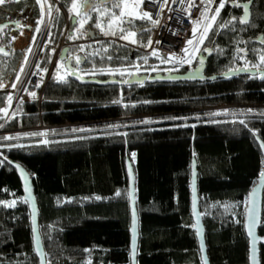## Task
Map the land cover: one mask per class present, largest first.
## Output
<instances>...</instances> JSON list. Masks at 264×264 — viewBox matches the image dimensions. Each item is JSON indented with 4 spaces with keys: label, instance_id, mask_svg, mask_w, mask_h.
I'll return each instance as SVG.
<instances>
[{
    "label": "trees",
    "instance_id": "16d2710c",
    "mask_svg": "<svg viewBox=\"0 0 264 264\" xmlns=\"http://www.w3.org/2000/svg\"><path fill=\"white\" fill-rule=\"evenodd\" d=\"M59 2L68 21L59 10L49 46L36 65L37 71L47 69L43 71L47 80L27 84L12 119L6 120L0 112V137H19L0 140L4 147L0 202L16 201L15 207L0 203V264H39L22 185L9 161L25 168L33 181L47 264H130L127 159L136 174L138 264H202L191 212L193 159L211 264H249L245 217L249 193L264 167L256 141L259 137L264 142V115H260L264 113V79L241 75L195 83L97 86L67 77L61 82L57 49L62 43L71 55L80 57V69L134 65L146 61L147 55L139 49L146 48L140 43H146L149 33L142 31L150 24L133 19L138 41L133 44L120 39V24L108 29L113 12L99 9L100 16L90 18L75 33L79 38L69 39L79 26L72 23L74 0ZM237 4H250L248 24L239 22L243 8ZM21 13L23 19H30L28 11ZM232 17L236 20L230 22ZM129 19L121 26L125 28ZM25 20H18L19 32L10 27L0 36V46L11 54L8 63H17L29 44L22 46L32 30L23 27ZM112 31L116 34L105 35ZM98 34L100 41L95 40ZM259 35H264V0H229L201 46L202 52L212 50L205 75L253 68L245 61L258 59L264 48L253 45L244 50L248 59L238 50ZM197 66L198 62L193 63L192 69ZM3 84L0 91L10 83ZM32 91L35 98L29 95ZM9 94L0 92V108L9 107ZM45 139L48 144L42 143ZM15 144L24 147H10ZM117 192L121 195L116 196ZM259 235L264 237V195ZM260 259L264 264V246Z\"/></svg>",
    "mask_w": 264,
    "mask_h": 264
},
{
    "label": "water",
    "instance_id": "95a60500",
    "mask_svg": "<svg viewBox=\"0 0 264 264\" xmlns=\"http://www.w3.org/2000/svg\"><path fill=\"white\" fill-rule=\"evenodd\" d=\"M112 2H118V0H102L101 2L95 4L90 3L88 0L85 1L83 4V11L82 13L86 12L89 14L94 8L96 7H103L105 5H108ZM249 8V18H250V4H247ZM244 14V11H243ZM243 16V15H242ZM73 26L77 23V17H73L72 19ZM7 24L8 27L4 28L3 26ZM12 27L15 32H19L21 30V22L20 21H13V20H4L0 22V36L3 32H5L8 28ZM152 31V27H148ZM30 30V29H29ZM150 31V32H151ZM146 31H142V33H150ZM90 36V35H89ZM92 38L94 36L91 35ZM256 43L264 45L263 42V36H259L256 40ZM0 48H3L5 51L9 52L5 47L0 46ZM69 48H65L61 51L60 59L61 61H66V67L67 69L72 70V74H70V78L73 80H76L77 82L81 84H92L97 86H113V85H142L146 82L148 83H176V82H189V83H195V82H203L207 80H215L217 78H232L237 77L241 75H245L244 71L245 69H240L239 71L235 72H229L227 75L222 76H213V77H207L205 75V69H206V62L208 57H206V60L203 65H200L198 63V66L193 71H187L185 73H164L163 75L157 74L156 77H148L147 75H133L130 79H122V78H113L110 77L106 80H101L97 77H83L78 75L77 72L71 67V59H67ZM0 57L2 58H10L11 54L9 53L8 56H4L3 54H0ZM256 76L261 77L264 75V71H254ZM73 75V76H72ZM139 80L141 83H136V81ZM124 81H129L130 83H125ZM256 141L260 147L261 143H264L259 137ZM261 152L264 158V148H261ZM10 165L13 169L16 170L17 175L19 177V180L22 185V190L24 194V200L29 197V191L31 192V199H28L26 204L29 210L30 214V222H31V230H32V236H33V247L35 254L39 260V264H47V259L44 258L46 255L45 248L43 245L41 233H40V226H39V211H38V203L35 196V190L33 181L28 173V171L23 168L21 165L15 162H11ZM17 165L19 167H17ZM126 168H127V175L129 180V186H128V194H129V204H130V264H138V255H139V240H140V218L137 208V190H136V174L134 171V167L130 159L126 160ZM21 169L23 170V173L26 175H23L21 173ZM264 171V167H263ZM193 173H195V177L193 176ZM190 189H191V212L194 222V231L196 233V237L199 244V250H200V256L202 260V264H205V260L207 261V264H211L210 258L208 255V249L206 244V236H205V226L203 223L202 214L200 211L199 206V194H198V171H197V162L195 159L192 160V166H191V183H190ZM253 189H255V197H254V203L252 201V192ZM252 191L249 193L248 201H247V208H246V217H245V231L246 236L248 238L249 243V264H253V255H255V264H261L260 259V252H261V246H264V237H261L259 235V228L261 226L262 222V210H263V195H264V184L261 183V177L257 179V184L254 186ZM133 201L134 206L136 209V236H135V255H133V232H132V207H133ZM253 212L254 219L249 220V212ZM35 215V224H33V216ZM197 217H199V224L197 225ZM249 225H251V232L252 235L250 236L248 234L249 232ZM197 227L200 228V232H197ZM35 229V230H34ZM37 235L39 237V242H37ZM201 242H203V249L201 248Z\"/></svg>",
    "mask_w": 264,
    "mask_h": 264
},
{
    "label": "snow or ice",
    "instance_id": "6c2138e0",
    "mask_svg": "<svg viewBox=\"0 0 264 264\" xmlns=\"http://www.w3.org/2000/svg\"><path fill=\"white\" fill-rule=\"evenodd\" d=\"M6 2H11V0H0V6L5 5ZM36 2H37V4L40 5L41 16H43V14H44L45 4H47L49 15L51 14V12H52V10L54 8V5L48 4L47 0H43V2H42V0H36ZM149 2L150 3H162L165 6H167L168 3H169V0H149ZM171 2L172 3H176L177 0H171ZM143 3H144V0H137L136 7L139 8L141 5H143ZM226 3H227V0H220V2L216 5V11L211 15V17H209L208 13L212 11V7L211 6L213 4V0H200V5H203V10L200 12V17L201 18L196 20V21H194V24L196 26L193 28L192 38L187 40V45L190 46V47H186V48L183 49V52L185 53V55L183 57L176 56V54L173 53V54L169 55L167 60H163L162 59V62H170L174 58L176 63H178L180 65H183L185 63H190L193 59H195L197 54L200 51V46L204 43L205 39L208 37L209 30L212 28V25L215 23V20H216L217 16H219V14H220V10L225 7ZM200 5L196 4V0H190V2L188 4V8L190 9L193 6L200 7ZM127 6H128L127 0H118V2L113 5V7L120 8L122 10H121L119 16H117L116 13H112L111 14V16L109 17L108 23H107V27H108V29H111L112 26H113V23H115L116 21H120V25H118V30L122 33V35L120 36V39L130 40L131 43L136 44V43H138V41L136 39L137 33L131 27L133 19L146 20L152 26H157L159 24V20L154 19L153 18V14L149 13L147 11H141V12H138V13H129L128 15L131 16L133 19H129L128 20V24L130 25V27L128 29H124L121 26L123 24V20L121 19V17H123L125 15V12L123 11V9L126 8ZM236 6L237 7H242L243 11H244V14L239 19V22L241 24H248L249 23V8H248V5L247 4H243V5L237 4ZM76 9H77V3L74 0V2L71 5L70 11L75 12L76 17H81L82 16L83 20H87L89 18L88 14L86 12H84V13L78 12V11H75ZM161 11H163V9H161ZM188 15L190 16L191 13L189 12ZM83 20H79V19L77 20V24L79 26L73 30L74 34H73V36H70L69 39L79 38V37H77L75 35V33L79 32L80 29L83 27ZM235 20H236V17H232L230 22H233ZM204 21H209V22L208 23H204ZM37 24L38 25L39 24H43V19L38 20ZM224 26H226V25H223V24L221 25V27H224ZM3 27L7 28L8 25L5 24ZM96 27L100 28L103 31L102 25L100 23H97ZM201 28H202V30H201ZM144 31L150 32L151 29L150 28H146V29H144ZM198 31H199V35H197ZM36 32L37 33L40 32V28L39 27L36 28ZM22 34L23 33L21 32V35ZM108 34L115 35L116 33L114 31L105 32V35H108ZM152 43H153L152 39L148 38L146 43H140V46L141 47L150 48V47H152ZM157 43H159V41H157ZM81 50H83V49H81ZM204 51L207 52L210 55L212 50H210L208 48H204ZM238 51L243 52L244 49H239ZM28 52L31 53V48L28 49ZM0 54H3L4 56H8L9 52L5 51L3 48H0ZM152 54L154 56H157L158 58H160L157 50H153ZM108 58L111 59V57H108ZM75 60H76L77 63H80V57H78V56L75 57ZM198 62H199L200 65L204 64V59H203L202 56L200 57ZM245 62L246 63H251L249 61H245ZM24 63L27 64V58L25 59ZM261 65H264V54L260 55V64H252V67L257 69V71H259L260 68H261ZM61 67H64L62 62H61ZM134 67L138 68L139 66L138 65H134ZM153 70H155V69H153ZM43 71L47 72V69H43ZM59 71H60V69H57L58 73H59ZM232 71L233 72L239 71V69H234ZM117 72H119L120 75H124L125 74L124 70H120V69L110 70V74H113V75L116 74ZM21 73H23V69H21ZM68 73L72 74V70L70 68L68 69ZM225 75H227V73H225ZM260 78L264 79V75H262ZM42 79H43V77H41V80ZM58 79L61 82L64 81V77L63 76H58ZM213 79H215V78L213 77ZM124 82L125 83H130L129 81H124ZM17 83H21V79H20L19 75L16 77V82L13 83L12 86H11L13 90L16 89ZM136 83H141V81L137 80ZM38 86L39 85H37V87ZM4 87H5V85L2 82H0V89H2ZM29 95L31 97H33V98L36 97L35 91L30 92ZM6 99L8 101L9 107H11L13 96L11 94H9V95H7ZM20 102L22 103V101H20ZM114 103H118L119 104V103H121V101L120 100H116V101H114ZM125 107H127V105H125ZM251 111L252 110L250 109L249 112H251ZM0 112L4 113V116L6 117L7 114H8V108H0ZM210 115H219V113H212ZM260 115H264V113H261ZM0 118H3V117H0ZM148 122H150V121H148ZM240 123L244 124L245 127H247V124H245V121L241 120ZM0 127H2V125H0ZM110 127H118V126L117 125H112ZM193 127H195V125H193ZM72 131L75 132V131H86V130L85 129H73ZM250 131H253V134L255 135L254 130L250 129ZM30 135H32V136H37V135L46 136L47 133H32ZM124 135H127V133H124ZM15 139H19V137L18 136L0 137V140H15ZM257 139H258V137H257ZM42 143L48 144L49 141L47 139H45V140L42 141ZM10 147H24V145L15 144V145H11ZM260 147L264 148V143H261ZM0 155H3V153H0ZM132 155L134 156L135 154L133 153ZM4 160H7V157H4ZM0 163H3V161H0ZM9 163H11V161H9ZM17 167H19V166L17 165ZM21 173L23 175H26L25 173H23L22 169H21ZM259 175L261 177V183L264 184V171H261L259 173ZM193 176L195 177V173H193ZM120 195H121L120 192L116 193V196H120ZM254 197H255V189H253L252 198H251L253 203H254ZM28 199H31V192L30 191H29V197L26 198L25 202H27ZM96 199H100V197H96ZM0 203H3V205L5 207H15L16 201L13 200L11 203H8V202H0ZM225 207L227 208V207H232V206L229 205V206H225ZM131 211H132V221H133V223H132L133 255H135L136 209H135V206H134V201H133V207H132ZM248 215H249V220L250 221L254 219L252 211H250ZM33 224H35V215L33 216ZM198 224H199V217H197V225ZM196 230H197L198 233L200 232V228L199 227H197ZM248 234L250 236L252 235L251 225H249ZM37 242H39L38 235H37ZM201 248L203 249V242H201ZM44 258L46 259V255L44 256ZM205 264H207L206 260H205ZM253 264H255V255H253Z\"/></svg>",
    "mask_w": 264,
    "mask_h": 264
},
{
    "label": "built area",
    "instance_id": "2783aa9c",
    "mask_svg": "<svg viewBox=\"0 0 264 264\" xmlns=\"http://www.w3.org/2000/svg\"><path fill=\"white\" fill-rule=\"evenodd\" d=\"M52 3L56 5V9L61 10L66 19L68 21L67 15L65 10L60 5L59 0H50ZM190 0H177L176 3H172L169 0L167 6L162 3H150L149 0H144L143 5L139 8L136 7L137 0H127L128 6L124 8L127 12V17L133 19L129 16V13H138L141 11H147L153 14V18L159 20V24L157 26H152L150 23L149 27H152V31L149 33V38L152 39V47L139 49L140 51L144 52L147 56L151 57L154 60V67L159 69V73H177L178 69H184V73L187 71H193L192 65L195 62H198V58L202 52L201 46L200 51L197 54L196 58L193 59L190 63H185L180 65L176 63L175 59L173 58L170 62H162L163 60H167L170 54L175 53L176 56L183 57L185 53L183 49L186 47H190L187 45V40L192 38L193 28L196 26L194 21L200 19V12L203 10V5H200V0H196V4L200 5V7L193 6L192 8H188ZM220 2V0H213L212 4V11L208 13L209 17L216 11V5ZM163 9V11H161ZM55 10V7H54ZM191 13L189 16L188 13ZM54 15V13H53ZM49 17V16H48ZM46 22L44 24L45 31L43 35L40 34L41 39H38L40 44L35 45L34 52H35V65L39 63L44 55L46 48L49 46V40L51 38V27L53 23L49 25L48 18H46ZM140 20V19H137ZM146 21V20H143ZM147 22V21H146ZM209 21H204V23H208ZM43 28V29H44ZM202 30V28H201ZM199 35V31L197 32ZM40 38V37H39ZM159 41V43H157ZM124 45H128L125 42L119 41ZM65 46L64 43L61 44V48L57 49V55L60 54ZM67 46V45H66ZM133 47V46H132ZM153 50H157L159 57L154 56ZM35 80V79H34ZM33 80V81H34ZM32 81V82H33ZM28 84V83H27ZM27 84L24 86L26 88ZM23 89V91H24ZM11 93H14L11 91ZM15 105L13 104L8 110L9 113L7 115L6 120L11 119L13 117Z\"/></svg>",
    "mask_w": 264,
    "mask_h": 264
},
{
    "label": "rangeland",
    "instance_id": "374dc122",
    "mask_svg": "<svg viewBox=\"0 0 264 264\" xmlns=\"http://www.w3.org/2000/svg\"><path fill=\"white\" fill-rule=\"evenodd\" d=\"M20 1L21 2L19 3V0H11V2H6L5 5L0 6V22H2L4 20H13V21L22 20V21H24L25 19H23L21 11L26 10L30 14V19L25 20L26 25L23 27H25V28L30 27L32 29L31 33H30V40L28 38H26V41L23 40L22 46L27 44V43H29V44H28L27 48H25L26 54L21 55V60L22 59L23 60L21 62L19 60V64H16L14 62L8 63L5 58L0 57V82H2V81L6 82V83L11 82L9 85V86H11L13 83H15L16 77L18 75L20 76V79H21V83H17L15 90H13L12 87H10V88H9V86L7 87V89H10L14 92V93L8 92L13 96L11 106L13 104L16 106V104L22 100L21 98L23 96L22 95L23 89L27 83L32 82L34 79H41V77H43L42 81L47 80L46 79L47 76L45 75V73L43 71H39V70L37 71V69H36L35 52L33 49H34L36 43L38 42L40 34L43 31L44 24L47 21L46 18H48L49 25H50L52 23V18L54 19L55 15L59 11V9H56V5L54 3H52L50 0H47L48 4L54 5L55 10L53 8L51 14L49 15L47 4H45L44 14H43V16H41L40 5L38 4L37 7L35 6L36 0H20ZM42 2H43V0H42ZM75 2L77 3V9L75 11L79 12L80 0H75ZM228 2H229V0H227V3ZM53 13H54V15H53ZM65 13L68 16L67 12H65ZM71 13L73 16L76 17L75 12L71 11ZM41 19H43V24L38 25L37 21L41 20ZM121 19L124 21V19H125L124 16L121 17ZM81 20H83L82 16H81ZM88 22H90V18H88L87 20H83V26L88 24ZM116 23L120 24V21H116L115 23H113V25H116ZM21 26H22V24H21ZM37 27L40 28L39 33L36 32ZM121 35H122V33H121ZM127 41L130 42V40H127ZM12 47L14 49V46H12ZM29 48H31V53L28 52ZM60 48H61V46H60ZM65 48H68V47L65 45V46H63V49H65ZM63 49H61V50H63ZM259 53L260 54L258 56V59H256V60L252 59L251 65L252 64H260V55L264 54V50H260ZM60 54H61V52H60ZM210 55L205 51L201 52V54L198 58V61H199L200 57L202 56L204 59V62H205L206 57H209ZM26 58H27V64L24 63ZM134 65H138L139 67L138 68L134 67ZM134 65L121 66V67H116V68L112 67V68H100V69L99 68L79 69L80 72H78V75L83 76V77H87V78H91V77L99 78V76H104L107 78L113 77V78H122V79H130L135 74L136 75H147L148 77H156L157 74L163 75L162 73H159V69L157 67H154V60L149 56L146 57V61L141 62V63L138 62ZM262 68L264 69V65H261V69ZM21 69H23V73H21ZM113 69L124 70L125 74L120 75L119 72H117L114 75L110 74V70H113ZM153 69H155V70H153ZM244 73H245V75L256 76L254 70H246V71H244ZM8 75H10L9 76L10 78L8 77ZM57 76H63L64 79H66L69 76L67 67H65V66L61 67V64H60V71H59ZM3 78H5V79H3ZM9 108L10 107H8V109ZM225 108L226 107L223 106V109H225ZM8 113H9V110H8ZM14 115H15V113H13V116ZM5 118H7V116ZM12 118L13 117H11V119ZM3 148L4 147L0 146V153H2L1 150ZM0 157L2 158V155H0Z\"/></svg>",
    "mask_w": 264,
    "mask_h": 264
},
{
    "label": "flooded vegetation",
    "instance_id": "af4514ba",
    "mask_svg": "<svg viewBox=\"0 0 264 264\" xmlns=\"http://www.w3.org/2000/svg\"><path fill=\"white\" fill-rule=\"evenodd\" d=\"M85 1H87V0H80V2H79V12H82V11H83V4L85 3ZM88 1H89L90 3H95V4H97V3L101 2L102 0H88ZM115 3H117V2H112V3L108 4V5L103 6V7H96V8H94V9L88 14V17H89V18H93V17L100 16V15H99V9H107V10L113 12V13H116V14H119V15H120V12H121L122 9L113 7V5H114ZM123 11L125 12V15H124V17H125V21H127V12H126L125 9H123ZM78 19L81 20V17H77V20H78ZM129 27H130V26L127 24V25L125 26V29H128ZM147 28H148V27H147ZM259 36H261V35H259ZM259 36H258V37H259ZM262 36H263V42H264V35H262ZM258 37L252 39V40H251L250 42H248V43H245V46H243L242 49H244V50L247 51V48H249L250 46L252 47L253 45L260 46V47L264 48V45H261V44H258V43L255 42V40H256ZM101 39H102V38H101V35L98 34L95 40H96V41H100ZM121 44H122V43H121ZM123 45H124V44H123ZM246 51H244V52H245L244 55H245V56L247 57V59H248V58H249V55L246 53ZM75 57H77V56H75V55H71V54H70V50H69V51H68V55H67V59H71V60H72V62H71V67L75 70V72L78 73V72H80L79 69H80V67H81V61H80V63H77L76 60H75ZM60 60H61V59H60ZM61 62H63L64 66L66 67V61H61ZM242 69L257 71V69H255V68H247V67H244V68H242ZM259 71H264V70H263V69H260ZM68 77H70V74H69ZM258 77H259V76H258ZM33 82H34V83H37V79H35Z\"/></svg>",
    "mask_w": 264,
    "mask_h": 264
},
{
    "label": "crops",
    "instance_id": "0c3cea01",
    "mask_svg": "<svg viewBox=\"0 0 264 264\" xmlns=\"http://www.w3.org/2000/svg\"><path fill=\"white\" fill-rule=\"evenodd\" d=\"M12 30H13V28H12ZM14 31V30H13ZM15 32V31H14ZM27 48V47H26ZM26 54V51L23 53V55H25ZM21 57V56H20ZM19 57V60H20V62L23 60H21V58ZM5 59H8V58H5ZM19 60H17V63L16 64H19ZM3 79H5V78H3ZM16 82V81H15ZM2 83H4V81H2ZM11 83V82H10ZM10 85V84H9ZM12 86V85H11ZM11 86H9V88L11 87ZM4 91H6V92H11L12 90H10V89H7V87H6V89H4V90H1L0 92H4ZM24 92V91H23ZM23 95V94H22Z\"/></svg>",
    "mask_w": 264,
    "mask_h": 264
},
{
    "label": "bare ground",
    "instance_id": "6f19581e",
    "mask_svg": "<svg viewBox=\"0 0 264 264\" xmlns=\"http://www.w3.org/2000/svg\"><path fill=\"white\" fill-rule=\"evenodd\" d=\"M44 31H45V28L43 29V31H42V34H41V35H43ZM39 39H41V36H40V38H39ZM38 44H40V42H38V43H37V45H38Z\"/></svg>",
    "mask_w": 264,
    "mask_h": 264
}]
</instances>
